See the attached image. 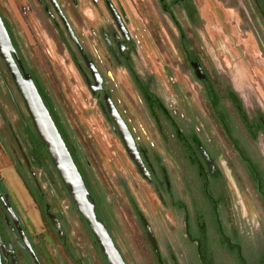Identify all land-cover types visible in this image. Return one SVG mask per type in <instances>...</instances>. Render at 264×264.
Instances as JSON below:
<instances>
[{
    "label": "flooded vegetation",
    "instance_id": "flooded-vegetation-1",
    "mask_svg": "<svg viewBox=\"0 0 264 264\" xmlns=\"http://www.w3.org/2000/svg\"><path fill=\"white\" fill-rule=\"evenodd\" d=\"M30 1L45 23L44 32L55 43L60 44L70 58L89 94L110 124L136 175L144 184V189L135 188L133 191L127 182L118 181L126 202L127 214L135 221L141 234V238L136 235L135 239L136 243H140L144 254L135 260L151 264H264V247L259 246V252L251 254L245 239L239 235L238 227L222 223L224 217L225 222L230 224L229 205L232 206V198L229 197L230 191L219 165L223 162L230 165L233 161L229 158L222 161L223 144L222 141L217 142L213 132L218 129L219 134L223 135L224 144H228L225 146L241 154L249 174L247 160L249 159L248 163L252 161L245 141L237 137V125H242L252 140L255 141L259 135L264 140V132L257 129V125L264 127V113L261 108L252 104L249 92V103L245 106L240 93L244 88L235 87L237 78L234 80L233 75L230 76L225 70L227 63L218 59L215 66L212 59L209 61L205 56L207 49L192 45L185 26L195 30L201 23L202 16L196 1L156 0L159 10L176 30L177 45L174 52L177 65L184 68L187 74L186 80L179 82L173 77L169 66H166L168 83L161 93L156 90L159 80L153 72L144 71L135 59L138 51L129 29L130 20L119 1L116 4L114 0H85L89 10L97 8L99 12L92 16L89 23H85L80 17V0ZM241 2V18L249 26L244 32L259 40L258 50L264 55V0ZM23 8L25 15L32 12L30 6ZM0 17L23 70L29 73L33 82L35 79L39 81L46 91L38 73L23 56L12 27L1 11ZM76 22L81 24L79 30ZM84 28L88 30L94 48L89 46L87 36L83 33ZM203 35L209 45L210 41L215 42L206 35L205 30ZM77 45L92 64L93 72L86 66ZM230 60L232 67L245 66V61L240 57L235 59L236 63L234 59ZM118 72H121V95L116 81ZM6 73L10 82L5 78ZM0 76L4 81V87L0 86V90L6 89L3 97L10 98L16 110L7 113V105L0 106V149L12 163L14 172L27 193L23 197L11 194L0 175V243L7 249L6 258L0 250L1 263L11 264L10 258L14 256L17 264H33L25 249L23 236L40 264H53L51 255L56 264H107L89 229L84 230L89 244L83 246L78 242L75 231L78 212L1 58ZM105 95L119 114L133 142L135 150L132 156L106 110ZM72 151L86 166L87 197L94 205L96 218L104 225L126 263L120 246L121 235L112 233L113 225L119 224L115 220L110 198L88 162L85 163L77 141L72 146ZM252 165L254 166L253 163ZM249 177L252 179L250 174ZM252 181L259 194L264 193L260 174L255 177L256 182ZM221 190L228 198V205H221L215 198ZM145 194L155 196V209L148 206L150 200ZM136 197L142 201V206ZM26 201L32 208L29 211L35 212L40 219L39 229L31 227L30 219L26 218L23 204ZM247 208L249 207L245 211ZM156 210L165 213V219L162 218L164 228ZM48 214L55 217L60 232L56 230ZM203 216L207 220L210 234L208 255L202 254V251L196 252L195 239L185 235L184 220L192 230H201L205 227L200 223ZM143 221L153 235L154 244L147 236ZM128 239L131 240L129 236ZM163 244L166 250L163 249Z\"/></svg>",
    "mask_w": 264,
    "mask_h": 264
},
{
    "label": "rangeland",
    "instance_id": "rangeland-1",
    "mask_svg": "<svg viewBox=\"0 0 264 264\" xmlns=\"http://www.w3.org/2000/svg\"><path fill=\"white\" fill-rule=\"evenodd\" d=\"M114 1L116 4L119 1L127 12L130 20L129 29L138 51L135 59L144 71L153 72L159 80L156 84L157 92L161 93L168 83L165 74L166 66H169L173 72V77L179 82L182 79L186 80V71L184 68L178 67L174 52V47L177 45L176 30L171 21L159 10L156 0ZM194 1H196L202 16V18L200 17L201 23L195 30L184 25L190 35L192 45L207 49L205 56L209 61L211 58L215 66L218 59L225 64L227 63L225 70L230 73V76L233 75L234 80L239 79L238 82L236 80L235 87L237 89L244 88L240 90V93L245 100V106H248L249 103L247 102V92H249L248 95L252 96V104L261 108L264 113V55L259 53V40L244 32V29H248L249 26L241 18L239 11L243 6L241 0ZM24 6H30L32 12L25 15L23 13ZM0 11L11 25L23 56L38 73L47 94L59 106L63 120L74 131L76 141L84 154L85 163L88 162L110 198L115 220L119 224L117 226L113 225L112 233L121 235L120 246L125 255L126 264H151L135 260L139 255L144 254L140 248V243H136L135 239L136 235L141 238V234L135 221L127 214L126 202L118 186V181L127 182L133 191L135 188L144 189V184L125 156L110 124L100 112L98 105L89 94L83 80L63 48L44 32L45 23L41 21L35 5L30 0H0ZM79 12L85 23L91 22L92 16L99 13L97 8L92 11L89 10V7L85 5V0H80ZM77 24L76 22L77 28L81 27V24ZM204 30L207 36L215 40L214 43L210 41L209 45L205 40ZM83 31L87 36L89 46L94 48L88 30L84 28ZM216 33L219 34L216 35ZM95 55L98 57L97 53ZM239 57L245 61V66L233 65L232 67L230 58L234 59L235 62V59ZM5 78L10 82L7 73ZM116 81L121 95V72L117 73ZM3 82L0 76L1 87H4ZM3 94H6V89L0 90V106L7 105V111H5L7 113L16 111L14 104L10 102V98H4ZM20 103L22 104V102ZM9 117L11 118L10 114ZM237 128V137L242 138L241 140H244L248 146L247 153L255 169L259 171L262 177L261 187L264 190V140L259 135L254 141L242 125L238 124ZM218 131V129L213 130L217 142L222 141L223 144V157L221 159L224 161L225 158H229L233 161L230 165H225L224 162L219 165L228 191H230L229 197L232 198L231 204L233 206L229 205L230 224L225 222L223 216L222 223L226 226L238 227L240 230L239 235L245 239L250 248V253L256 255L259 252V246L264 247V201L249 177L242 162L241 154L227 147L228 144L223 142L222 133L219 134ZM7 170L17 179L24 194H27L14 172L12 163L8 160L5 152L0 149V175L9 192L16 194L5 177V171ZM191 175L194 174L191 173ZM221 188H223V183ZM135 195L137 196V194ZM145 196L150 200L148 206L155 209L157 202L155 196L153 194H145ZM215 198L222 203L221 205H228V198L226 199L223 190ZM138 200L142 206V201L139 198ZM23 204L27 213L26 218L27 220L30 219V226H36L39 229L40 219L37 214L29 211L32 208L29 207L27 201ZM246 207H249L247 211H245ZM20 208L22 210V207ZM156 211L161 226L164 228L162 218L165 219V213ZM76 222L77 240L80 245L87 246L89 240L84 232L86 228L79 215ZM200 223L204 224L205 227L201 230H192L191 227L186 226L184 220L185 235L195 239L196 252L202 251V254L208 255L210 252L208 245L210 234L204 216ZM128 236L131 240L128 239ZM162 246L166 250L165 244ZM51 260L53 264H56L53 255H51ZM23 264L29 263L24 262Z\"/></svg>",
    "mask_w": 264,
    "mask_h": 264
},
{
    "label": "water",
    "instance_id": "water-1",
    "mask_svg": "<svg viewBox=\"0 0 264 264\" xmlns=\"http://www.w3.org/2000/svg\"><path fill=\"white\" fill-rule=\"evenodd\" d=\"M77 46L86 66L91 70V72H93L94 69L92 64L90 61H88L79 45ZM0 58L4 62L11 80L13 81L19 95L23 100L24 106L31 118L33 126L39 138L42 140L67 194L71 198L77 212L84 219L89 231L91 232L95 242L101 250L103 257L105 258V261L107 264H126L115 247L104 225L96 218L94 205L88 200L87 188L77 169V166L74 163L73 158L67 146L65 145V142L63 141L47 107L45 106L37 90V87L35 86L29 73L23 70L1 17ZM93 76L95 78L94 73ZM104 102L109 116L115 123L120 137L122 136L125 146L127 147L129 154L132 156L135 150L134 145L125 127L123 126V123L121 122L119 114L106 95L104 96ZM201 151L208 160V157L204 151L202 149ZM208 163L211 164L209 161ZM48 217L52 221L56 230L60 232V226L55 217L52 214H48ZM143 225L146 229L149 240L152 244H154L153 235L145 221H143ZM21 237L25 243V249H27L29 252L33 264H40L27 240L23 236ZM0 250L3 256L6 258L7 249L2 243H0ZM10 252L12 253V250H10ZM10 260L11 264H17L14 256H11ZM0 264H2L1 257Z\"/></svg>",
    "mask_w": 264,
    "mask_h": 264
},
{
    "label": "trees",
    "instance_id": "trees-1",
    "mask_svg": "<svg viewBox=\"0 0 264 264\" xmlns=\"http://www.w3.org/2000/svg\"><path fill=\"white\" fill-rule=\"evenodd\" d=\"M35 85L38 89V92L45 104V106L47 107L63 141L65 142V145L67 146L72 158H73V161L74 163L76 164L77 166V169L85 183V186L87 188L88 186V179L86 177V166L84 165V163L78 158V157H75L73 151H72V146L75 145L76 143V138H75V134H74V131L72 129H70L68 127V125L66 124V122L63 120V117L61 115V111L59 109V106L51 99V97L47 94V92L45 91V89L42 87V85L40 84L39 81H37L35 79ZM258 126V130L259 131H262L264 132V127L262 126ZM253 136L255 137L256 136V132L253 133ZM246 158V157H244ZM248 158H246L247 160ZM249 159L247 160V166H248V169H249V174L250 176L252 177V179L255 181V177L257 178L258 175H259V172L257 170H255L254 166L252 165V163H248ZM256 182V181H255ZM262 200L264 201V193L262 192V194H260ZM84 227L86 228V230H88V227L84 221V219L80 216V214L78 213Z\"/></svg>",
    "mask_w": 264,
    "mask_h": 264
},
{
    "label": "bare ground",
    "instance_id": "bare-ground-1",
    "mask_svg": "<svg viewBox=\"0 0 264 264\" xmlns=\"http://www.w3.org/2000/svg\"><path fill=\"white\" fill-rule=\"evenodd\" d=\"M5 177L7 178L9 183L13 186L16 194H20V196L23 197L24 192L21 189L19 182L9 170L5 171Z\"/></svg>",
    "mask_w": 264,
    "mask_h": 264
}]
</instances>
